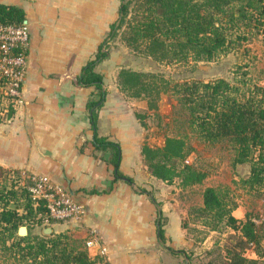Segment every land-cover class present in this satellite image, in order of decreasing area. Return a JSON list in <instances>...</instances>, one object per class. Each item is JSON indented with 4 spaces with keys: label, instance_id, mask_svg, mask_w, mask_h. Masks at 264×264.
<instances>
[{
    "label": "trees",
    "instance_id": "16d2710c",
    "mask_svg": "<svg viewBox=\"0 0 264 264\" xmlns=\"http://www.w3.org/2000/svg\"><path fill=\"white\" fill-rule=\"evenodd\" d=\"M26 19L22 6L0 3L2 24H24ZM259 23L264 24V0H121L117 19L78 76L80 85L94 86L87 103L94 133L92 141L96 149L110 151L109 162L114 166L115 179L134 183V178L121 169V144L98 132L99 110L108 89L104 74L97 67L110 56V42L120 29L126 26L123 38L133 49L158 61L177 62L211 60L221 52H228L239 46L235 41L247 39L250 28ZM240 27L246 28L238 32L236 28ZM117 77L123 93L147 99L150 108L157 107L162 93L174 94L187 111L188 126L197 138L208 143L229 142L235 149L234 165L251 163L250 172L241 183L255 196L264 195L263 84L232 83L224 77L174 81L161 72L128 66L121 67ZM9 85V77L0 71V121L11 118L17 109L18 96L9 92ZM187 137V134L168 135L161 146L145 142L142 147L150 171L169 183L179 178L178 183L183 188L202 183L209 174L194 160L189 161L195 147ZM4 171L7 168L0 164V175ZM18 194L19 199H25L21 203L24 214L20 212L19 202L11 204V198L17 199ZM202 194V204L190 206L183 226L200 222L218 231L232 227L238 235L232 236L233 245L223 247L227 264H264V234L249 214L245 218L234 215L239 204L231 189L208 185ZM151 196L158 203L155 196ZM46 216L45 200L37 203L27 186L21 190L0 189V249L13 256L11 264H95V258L69 232L33 231L34 226H50L55 220L50 218L47 222ZM23 222L29 230L26 235L18 233ZM158 236L165 240L162 221L158 224ZM247 248H252L257 256H248ZM187 257L186 264H196L190 254ZM211 263L216 264L215 260Z\"/></svg>",
    "mask_w": 264,
    "mask_h": 264
},
{
    "label": "crops",
    "instance_id": "0c3cea01",
    "mask_svg": "<svg viewBox=\"0 0 264 264\" xmlns=\"http://www.w3.org/2000/svg\"><path fill=\"white\" fill-rule=\"evenodd\" d=\"M0 3L22 6L30 33L16 112L0 121V164L47 174L85 208L79 218L55 219L50 226H34L33 231L46 227L51 232L67 231L93 258L98 247L87 248L86 240L96 232L108 247L112 264H186L187 254L196 264H212V250L219 240H198L183 226L190 206L202 204L203 194L197 203L187 196L183 199L179 183H169L150 171L142 152L145 140L136 108L119 86L109 83L107 66L112 70L128 66L120 63L121 48L112 50L97 67L108 89L99 110L98 132L121 144V169L134 183L115 179L110 151L98 150L93 144L87 103L94 86L80 85L78 76L117 19L121 0ZM241 206L233 211L237 217ZM160 221L164 241L158 236ZM247 255L257 256L253 249Z\"/></svg>",
    "mask_w": 264,
    "mask_h": 264
},
{
    "label": "rangeland",
    "instance_id": "374dc122",
    "mask_svg": "<svg viewBox=\"0 0 264 264\" xmlns=\"http://www.w3.org/2000/svg\"><path fill=\"white\" fill-rule=\"evenodd\" d=\"M246 27L236 28L241 32ZM123 26L118 35L111 40V49L117 50L122 54L120 63L128 67L144 70L161 72L174 81H184L192 79L212 80L218 77H224L232 83L248 82L264 85V24L259 23L255 28H250L247 39L235 41L239 46L228 52H221L211 60L188 59L177 62L158 61L152 56L140 53L138 50L129 46L123 38ZM232 34H230V37ZM234 36V34H233ZM260 50V51H258ZM258 51V52H256ZM122 52V53H121ZM121 68L113 67V70L107 66L109 83L112 86H119L117 81L118 72ZM123 93V92H122ZM124 97L130 101L132 107L136 108V115L140 121V129L143 132L144 140L151 145L161 146L165 143L166 136L187 134L188 140L194 145L195 150L192 156L197 166L209 172L202 183L189 186L180 190L182 198L187 196L192 202L197 203L202 199L203 189L206 185L228 186L238 201L241 210H237L238 218H245L247 214L258 219L257 227L264 234V195L255 196L254 192L249 191L241 183V179L248 175L251 168L250 162L233 164L235 149L227 141L208 143L200 141L196 134L188 126L187 111L181 107L176 96L172 93H162L158 105L150 108L147 99H138L123 93ZM139 115V116H138ZM189 157V161H193ZM13 170V172H12ZM16 170V171H14ZM20 171L7 168L0 175V189L16 188L21 190L23 186H29L31 179L22 181ZM12 174H14L12 176ZM21 180V181H20ZM180 179L175 180V184ZM10 196L11 204H20V212L25 213L22 202L23 197L19 199ZM243 214V217L240 215ZM245 214V215H244ZM21 225H27L23 222ZM189 231L195 238L204 239L209 237L212 240L218 239L219 247L214 248L213 260L216 264H227L224 257V245H233L232 236L238 235L232 227H225L223 230H212L203 226L200 222L190 224ZM264 239V235H263ZM223 244V245H222ZM203 252L207 248L201 249ZM252 248H247L248 253ZM13 256L5 249H0V264H11ZM31 261V260H30ZM197 261V260H196Z\"/></svg>",
    "mask_w": 264,
    "mask_h": 264
},
{
    "label": "built area",
    "instance_id": "2783aa9c",
    "mask_svg": "<svg viewBox=\"0 0 264 264\" xmlns=\"http://www.w3.org/2000/svg\"><path fill=\"white\" fill-rule=\"evenodd\" d=\"M30 33L24 24H2L0 22V71L9 77V92L20 96L21 86L26 74L27 55ZM31 179L28 186L33 199L38 203L44 199L47 206L48 222L50 218H79L84 212V205L61 183L54 182L47 174L22 171V181ZM21 181V180H20ZM257 223L258 219L252 217ZM86 247H98L95 264H112L109 249L101 243L96 232L86 240Z\"/></svg>",
    "mask_w": 264,
    "mask_h": 264
},
{
    "label": "water",
    "instance_id": "95a60500",
    "mask_svg": "<svg viewBox=\"0 0 264 264\" xmlns=\"http://www.w3.org/2000/svg\"><path fill=\"white\" fill-rule=\"evenodd\" d=\"M51 230H52V228L51 227H46L45 228V232H51ZM28 226L27 225H21L20 227H19V231H18V233L19 234H21V235H26V234H28Z\"/></svg>",
    "mask_w": 264,
    "mask_h": 264
}]
</instances>
